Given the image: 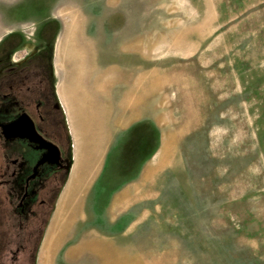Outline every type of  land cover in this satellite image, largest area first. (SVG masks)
Returning <instances> with one entry per match:
<instances>
[{
    "label": "rangeland",
    "instance_id": "obj_1",
    "mask_svg": "<svg viewBox=\"0 0 264 264\" xmlns=\"http://www.w3.org/2000/svg\"><path fill=\"white\" fill-rule=\"evenodd\" d=\"M0 21V60L50 71L67 157L72 50L130 123L52 254L68 171L33 253L0 223V264H264V0H0Z\"/></svg>",
    "mask_w": 264,
    "mask_h": 264
},
{
    "label": "flooded vegetation",
    "instance_id": "obj_2",
    "mask_svg": "<svg viewBox=\"0 0 264 264\" xmlns=\"http://www.w3.org/2000/svg\"><path fill=\"white\" fill-rule=\"evenodd\" d=\"M26 61L0 60V223L16 233L12 258L21 251L33 253L69 166L50 71H28ZM47 144L59 150L55 163Z\"/></svg>",
    "mask_w": 264,
    "mask_h": 264
},
{
    "label": "crops",
    "instance_id": "obj_3",
    "mask_svg": "<svg viewBox=\"0 0 264 264\" xmlns=\"http://www.w3.org/2000/svg\"><path fill=\"white\" fill-rule=\"evenodd\" d=\"M75 50L70 55L74 63L64 60L58 64L60 76L55 92L66 121L71 154L66 181L49 218L51 228L47 242L51 243L50 255L54 247L52 242L58 243L65 238L63 232L74 216H78L81 202L92 191L94 193L106 175L116 137L130 127V123H125L128 119L123 117V110H119L118 117L115 116L113 89L110 93L105 86L91 87L88 80L84 82L81 72L78 74V53ZM66 61L68 65H65ZM40 261V264H51L46 256L38 260V264ZM71 262L72 259L64 260V263Z\"/></svg>",
    "mask_w": 264,
    "mask_h": 264
},
{
    "label": "water",
    "instance_id": "obj_4",
    "mask_svg": "<svg viewBox=\"0 0 264 264\" xmlns=\"http://www.w3.org/2000/svg\"><path fill=\"white\" fill-rule=\"evenodd\" d=\"M39 137L35 134V142H40L39 141ZM45 146H43L44 148ZM49 148V152H50V156L52 158V162L55 163L59 160V150L57 149V147H55L54 145H48L45 148ZM47 148V149H48Z\"/></svg>",
    "mask_w": 264,
    "mask_h": 264
},
{
    "label": "trees",
    "instance_id": "obj_5",
    "mask_svg": "<svg viewBox=\"0 0 264 264\" xmlns=\"http://www.w3.org/2000/svg\"><path fill=\"white\" fill-rule=\"evenodd\" d=\"M67 140H68V137H67ZM67 144H68V142H67ZM68 146H69V144H68ZM70 163V156H69V150H68V164Z\"/></svg>",
    "mask_w": 264,
    "mask_h": 264
}]
</instances>
